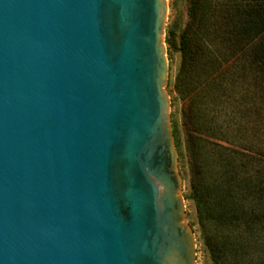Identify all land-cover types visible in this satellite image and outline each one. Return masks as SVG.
Listing matches in <instances>:
<instances>
[{
	"label": "water",
	"instance_id": "95a60500",
	"mask_svg": "<svg viewBox=\"0 0 264 264\" xmlns=\"http://www.w3.org/2000/svg\"><path fill=\"white\" fill-rule=\"evenodd\" d=\"M166 0H0V264H194Z\"/></svg>",
	"mask_w": 264,
	"mask_h": 264
},
{
	"label": "trees",
	"instance_id": "16d2710c",
	"mask_svg": "<svg viewBox=\"0 0 264 264\" xmlns=\"http://www.w3.org/2000/svg\"><path fill=\"white\" fill-rule=\"evenodd\" d=\"M169 50L189 193L212 264H264V0H188ZM172 134L182 157L176 124Z\"/></svg>",
	"mask_w": 264,
	"mask_h": 264
},
{
	"label": "rangeland",
	"instance_id": "374dc122",
	"mask_svg": "<svg viewBox=\"0 0 264 264\" xmlns=\"http://www.w3.org/2000/svg\"><path fill=\"white\" fill-rule=\"evenodd\" d=\"M167 2V13L165 19V31L164 37L167 34V30L174 29L176 35L179 34L180 30L184 27L187 21V8L188 0H166ZM166 46V57L169 66V75L166 85V92L169 97V118L171 124V130L173 124H176L178 130V137L180 139V150L182 152V157L178 156V168L182 177V190L185 206L186 221L192 226L195 236L196 243V257L194 264H212L200 239L199 227L196 221L195 209L193 202L185 198L184 195L189 193L188 186V169L186 163V146L185 137L187 135L186 130L188 125L186 118L184 116V104L177 97V94L172 89L173 79L177 71L179 64L180 55L177 51L169 50L168 45Z\"/></svg>",
	"mask_w": 264,
	"mask_h": 264
}]
</instances>
